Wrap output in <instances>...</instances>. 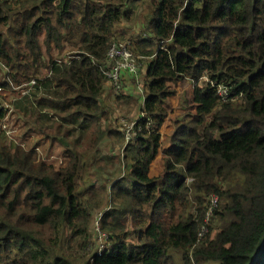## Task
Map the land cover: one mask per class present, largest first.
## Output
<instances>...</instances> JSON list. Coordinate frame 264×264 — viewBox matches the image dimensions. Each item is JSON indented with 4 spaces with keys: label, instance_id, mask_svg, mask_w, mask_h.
Segmentation results:
<instances>
[{
    "label": "trees",
    "instance_id": "trees-1",
    "mask_svg": "<svg viewBox=\"0 0 264 264\" xmlns=\"http://www.w3.org/2000/svg\"><path fill=\"white\" fill-rule=\"evenodd\" d=\"M123 22L142 32L140 110L152 127L123 148L101 196L88 172L112 161L100 157L105 138L123 145L111 120L101 129L105 53ZM67 47L77 59L54 65L51 53ZM51 65L49 79L37 78ZM0 74V86L20 95L9 120L17 113L24 132L9 140L0 125V264L251 263L264 240V0H0ZM185 80L195 84L193 108L163 141L170 85ZM211 83L234 101L221 104ZM56 145L59 167L40 152ZM159 153L162 172L150 177ZM92 179L86 197L80 185ZM212 195L219 209L197 243ZM96 210L111 243L100 255L87 250Z\"/></svg>",
    "mask_w": 264,
    "mask_h": 264
},
{
    "label": "rangeland",
    "instance_id": "rangeland-1",
    "mask_svg": "<svg viewBox=\"0 0 264 264\" xmlns=\"http://www.w3.org/2000/svg\"><path fill=\"white\" fill-rule=\"evenodd\" d=\"M139 33H142L140 31V28L138 25L132 24V23H121L117 28L115 29V36L117 38V41L113 42H124L129 41L134 47H136L137 43V36H139ZM112 42V43H113ZM152 49V47H151ZM70 51V48H65L64 51L61 53H56L53 51L51 53L52 58L58 59L62 58L67 55V53ZM75 52V51H74ZM74 52L71 54L73 55ZM46 57V56H45ZM50 57V56H49ZM48 60V57L45 58ZM149 60V59H148ZM147 60H141L140 64L143 66L144 69V76L146 72V62ZM40 75H44V71H39ZM144 76L141 77V92L138 89V86L134 83L133 80L129 79L128 81L124 80L123 89L120 92H114L111 89L106 90V95H103V101L105 110L107 111V122H102L104 127L102 126L101 129H105L110 123V120L113 122V124L116 127V131L118 132V121L121 117H127L128 119L135 120L138 118L139 113L141 112L140 106H143V89H142V82ZM200 81H205L204 78L199 79ZM105 89L109 86V84L105 81ZM171 89L175 91V95L171 97L168 100V103L166 104V110H167V118L164 120L162 128L160 130L162 140L165 141L167 137H169L173 132V121L174 119L181 113L187 112L190 109L193 108V105L191 104V98L193 93V87L192 84L185 80L183 82L177 83V84H171ZM20 95L19 94H10L7 96V99L10 101H14L17 99ZM19 115L17 113L13 114L12 122L15 128V132L13 134L16 135L18 138L21 137V134H23V129L21 128L22 122L21 119L18 117ZM57 124V123H56ZM111 124V125H113ZM54 127V126H53ZM94 128V127H90ZM54 128L49 130V132L52 133ZM65 127H62L59 131V133L65 132ZM21 130V132H20ZM69 131V130H68ZM67 132V131H66ZM68 135V134H67ZM66 135V136H67ZM79 136L78 132L76 131L73 136H71L70 139L74 140L77 139ZM67 138H69L67 136ZM21 139V138H19ZM161 140V141H162ZM69 142L70 140H67ZM79 141V139H78ZM114 137H107L103 142L100 143V157H107L112 159L111 162H106L105 166H103V160L99 161L95 167V169H90L88 173H93L96 171V182L92 180H86L83 183H81V190L85 191V196H90L89 194L91 192V181H93V190L99 191L101 196H105L106 192L109 191L110 186L112 185L111 182H113V179L118 175V160L122 158L123 151L120 152V148H118V145L113 144ZM28 143V142H27ZM28 145H32V143H28ZM163 145L162 147H164ZM120 147V146H119ZM41 149V148H40ZM40 152H42L45 156H43L44 161H46L48 164H51L55 167H59L63 160H64V148L58 147L57 145L54 146L53 150L43 149ZM94 153V152H93ZM88 154L84 155V158H87ZM162 158L163 155L161 153L158 154V156L155 158L154 162L150 165V177H155L160 175L162 170ZM99 167H102L104 170L98 169ZM97 170H99V174H97ZM159 171V172H158ZM87 174V173H86ZM155 175V176H154ZM91 182V183H90ZM104 187V188H103ZM101 211H94L91 215V224H93L95 215ZM92 231L90 230V233ZM215 231L211 232V235H213ZM92 241L91 237L88 239V243ZM89 251V250H88ZM93 251V250H91ZM90 252V251H89ZM91 253V252H90Z\"/></svg>",
    "mask_w": 264,
    "mask_h": 264
},
{
    "label": "built area",
    "instance_id": "built-area-1",
    "mask_svg": "<svg viewBox=\"0 0 264 264\" xmlns=\"http://www.w3.org/2000/svg\"><path fill=\"white\" fill-rule=\"evenodd\" d=\"M133 47L134 46L129 41L113 42L109 45L106 50V64L102 74L105 78V81L109 84L110 89L114 92H120L123 89L124 79H126V77H133L134 83L138 86V89L141 92V77L142 73L144 72V69L143 66L140 64V61L146 58L136 54ZM64 57V59L63 57L54 59V65L61 66L64 63L69 64L71 60L77 59L76 56H72L69 54ZM48 67L49 69L43 77L49 79L53 75L54 70L53 65ZM3 69L5 72H7L6 68L3 67ZM37 78L41 77L39 76ZM201 78H204L205 82H209L206 76H203ZM188 81L192 84V87L194 88V82L191 80ZM35 85L36 80L31 81L28 85V88L21 92V96L28 95L30 93V89ZM213 87L221 104H227L229 102L234 101V99H232L230 96L229 87L224 84H214ZM5 93V89L0 86V109L6 112L5 117L2 119L0 125L5 136L9 140H13L15 128H13L9 120V116L11 115L13 109L11 107V101L6 99L7 95ZM151 124L152 123L148 116L142 111L139 113L138 118L135 120L128 119L127 117H121L118 121V133L122 136L123 142V145L120 148V152L123 151V148L127 144L135 141L144 131H149L152 127ZM206 201L207 209L203 217L202 223L199 226V230L197 233V243L206 239L209 233L210 224L213 218L215 217V213L219 209V200L216 196L212 195L208 197ZM101 215L102 212H99L95 215V219L93 222L94 236L92 238V241L88 244L87 248V250H89L91 253L97 255L102 254L106 249L111 246L108 234L104 233L99 227L98 222Z\"/></svg>",
    "mask_w": 264,
    "mask_h": 264
},
{
    "label": "water",
    "instance_id": "water-1",
    "mask_svg": "<svg viewBox=\"0 0 264 264\" xmlns=\"http://www.w3.org/2000/svg\"><path fill=\"white\" fill-rule=\"evenodd\" d=\"M263 251H264V240L261 243L259 249L256 251L255 255L253 256L250 264H256V262L258 261L260 255L262 254Z\"/></svg>",
    "mask_w": 264,
    "mask_h": 264
},
{
    "label": "crops",
    "instance_id": "crops-1",
    "mask_svg": "<svg viewBox=\"0 0 264 264\" xmlns=\"http://www.w3.org/2000/svg\"><path fill=\"white\" fill-rule=\"evenodd\" d=\"M142 76H144V72L142 73ZM1 78H2V74H0V80H1ZM129 79H131V80L134 81L133 77H130V78H129V77H126V79H124V80H125V81H128ZM105 86H106V85H105ZM105 86H104V89H105ZM108 89L110 90V87H109V86L107 87V89L104 90V95H106V90H108ZM5 94H6L7 96H9V93L6 92ZM118 147H119V146H118ZM153 162H154V161H153ZM153 162H152V163H153ZM162 169H163V164H162ZM159 170L162 172L161 169H159ZM158 172H159V171H158ZM149 174H150V169H149ZM154 176H155V175H154ZM155 177H157V176H155Z\"/></svg>",
    "mask_w": 264,
    "mask_h": 264
}]
</instances>
